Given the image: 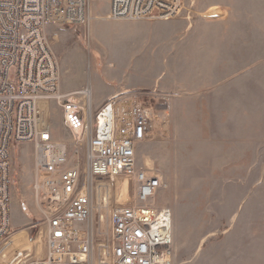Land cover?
<instances>
[{"label":"built area","instance_id":"2783aa9c","mask_svg":"<svg viewBox=\"0 0 264 264\" xmlns=\"http://www.w3.org/2000/svg\"><path fill=\"white\" fill-rule=\"evenodd\" d=\"M184 10L185 0H109L105 18L171 19ZM90 19L88 0H0V264H172L171 212L155 205L163 179L136 163L155 108L114 95L93 109L90 88L81 99L60 91L45 28ZM51 100L70 143L51 134ZM17 143L33 149L30 187L40 224L29 247L10 230V149ZM128 180L133 195L121 199L116 191H128Z\"/></svg>","mask_w":264,"mask_h":264},{"label":"rangeland","instance_id":"374dc122","mask_svg":"<svg viewBox=\"0 0 264 264\" xmlns=\"http://www.w3.org/2000/svg\"><path fill=\"white\" fill-rule=\"evenodd\" d=\"M107 4L109 0H88L92 12L88 25L46 26V37L59 66L60 91L68 87L81 93L88 87L92 107L97 109L100 105L96 103L115 82L159 87L179 80L186 88L173 95L161 90L156 92L158 95L126 93L155 108L153 133L138 146L136 163L163 179L155 205L171 212L172 264H237L247 252L246 245H251L254 237L264 236V138L259 146L238 155H230L231 148L221 146L220 115L208 113L204 100L214 92L208 89L211 83L203 80L206 74L219 73L218 52L192 49L186 57L162 58L163 52L156 47L151 56L147 48L134 51L136 57L106 55L101 45L111 54L110 42L123 48L120 46H128L132 35L165 30L160 24L135 27L122 22L126 20H109L105 18ZM221 7L234 10L244 25L251 23L253 9L260 13L263 93L264 0H185L182 15L218 20ZM95 14L99 17L94 18ZM218 30L219 24L214 23L205 37L191 42L197 45L211 37L207 46L214 45L219 41ZM45 117L52 136L70 143L71 136L55 100L48 102ZM82 155L81 150L80 159ZM32 163L29 143L11 146L10 230L13 240L22 247L32 245L30 240L36 237L40 224L30 187ZM128 181V191L125 187L117 189V197L133 195L134 185ZM249 255L252 259L251 251ZM255 264L264 262L257 259Z\"/></svg>","mask_w":264,"mask_h":264},{"label":"crops","instance_id":"0c3cea01","mask_svg":"<svg viewBox=\"0 0 264 264\" xmlns=\"http://www.w3.org/2000/svg\"><path fill=\"white\" fill-rule=\"evenodd\" d=\"M220 12L218 20L206 17L190 18L189 15L183 14L171 19L122 21L128 25L134 24L135 27L146 23L160 24L165 30L157 33L146 32L132 35L128 46H120L123 48H118L110 42L111 46L109 47L111 48L108 49L111 54L102 45L100 47L110 58V55L114 57L117 55L120 58L136 57L137 54L134 51H140L143 48H147V53L151 56L156 47L163 52L162 58L165 56L186 57L189 56V51L192 49L218 52L219 73L206 74L203 79L211 83L208 89L213 90L214 93L206 95L204 100L208 113L220 115L221 146L230 147V155H238L249 147L259 146L261 138H264V92L260 91V13L253 9L251 23L247 22L244 25L241 17L237 16L231 8L221 7ZM96 17L99 15L95 14L94 18ZM214 23L219 24L218 43L207 46L211 37L206 39L207 42L201 40L197 45L191 42L198 37L200 39L205 37V32L211 31ZM187 51L188 53H185ZM204 57L209 58L206 54ZM98 82L105 84L102 81ZM115 83L114 86H110L106 90L103 98L96 103L97 106L114 95H127L126 93L131 91L158 95L156 92L161 90L163 93L170 92L173 95L181 88H186L177 79L170 85L159 87L142 84L124 85L122 83L117 85ZM64 89L62 94L66 96H79L80 91L68 87H64ZM246 249L244 258L237 264H255L257 259L264 262V236L254 237L252 244L246 245ZM249 251L253 253L252 259L249 257Z\"/></svg>","mask_w":264,"mask_h":264}]
</instances>
